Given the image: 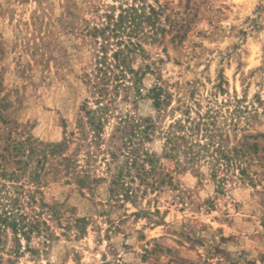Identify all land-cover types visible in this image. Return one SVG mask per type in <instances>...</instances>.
<instances>
[{
	"label": "rangeland",
	"instance_id": "374dc122",
	"mask_svg": "<svg viewBox=\"0 0 264 264\" xmlns=\"http://www.w3.org/2000/svg\"><path fill=\"white\" fill-rule=\"evenodd\" d=\"M129 7L150 19L109 36V61L116 41L140 49L128 57L132 73L100 98L88 83L101 42L94 44L91 30ZM96 108L99 149L89 145L86 115ZM126 116L153 119L143 149L156 156L154 179L167 177L154 189L135 181V197L124 200L111 185L124 159L111 162L103 151ZM199 118L227 150L256 145L241 174L210 159L165 158L168 125L192 127ZM31 141L64 149L43 161L42 172L40 155L27 157ZM62 157L75 169L55 175ZM4 192L3 205L16 200L35 229L27 239L7 230L0 264H264V0H0Z\"/></svg>",
	"mask_w": 264,
	"mask_h": 264
},
{
	"label": "trees",
	"instance_id": "16d2710c",
	"mask_svg": "<svg viewBox=\"0 0 264 264\" xmlns=\"http://www.w3.org/2000/svg\"><path fill=\"white\" fill-rule=\"evenodd\" d=\"M151 12H153V10H151ZM106 18L109 22H107L104 27L92 28L90 34L91 38L94 40V44H98V42L101 41L99 45L100 52H98L101 53V55L98 56L97 53V59L94 65V77L92 78L88 75V83L91 89L100 98L104 95L103 92L108 89V86L112 85V82H116L123 78L126 72L132 73L131 68L128 66V57L133 50L136 48L140 49L139 44L133 43L130 40L126 42H121V40L116 41L115 44L118 48L112 52L109 61L105 52V48L110 45L108 40L110 39L109 36L111 35L112 38H115L121 30L125 31L130 27L137 29L141 23L148 22L150 19L149 16H146L134 7L123 10L118 14L116 19L113 16H107ZM123 25H128V27H123ZM119 85L120 83L118 84L116 82L113 88ZM152 92L154 93L152 99L154 108L158 109L161 105L159 100L160 96L157 89H153ZM96 109L95 111L90 110L86 112V115L87 125L92 135L89 145L92 144L95 149H99L101 146L99 144H102L101 133L103 131V126L101 120L96 119L94 114L100 112L102 109ZM184 124L176 120L169 124L168 129L164 132L165 149L167 150L164 155L168 160H173L174 156H182L183 163L187 165L202 158L210 159L220 166L221 171L225 173L235 168L239 170L241 174L242 163L249 160L251 156L249 152L251 149L254 151H252L253 154L256 151V145H248L246 142H243L239 146H234L229 150L225 149L221 144V140H219V142H214L215 137H213L212 131L208 129V125L201 120V118H199V121L193 124L192 127H186V125H190L188 121H185ZM154 127L155 123L152 118L143 120H136L128 116L119 118L114 132L110 135L108 140V150L103 151V153L107 152L111 162L118 161L117 159L119 157H123L124 159L117 168V174L111 181V185L114 187L112 192L122 191L124 200L135 197V191L131 187L135 181L139 182L138 186H150L151 189L156 188L159 184L165 183L164 177H167L166 174H164L162 178L154 179L155 175L160 174L157 172L159 168H155L154 166L156 156L148 152V150L143 149L144 143L150 141V134ZM197 135H200V141L191 138L194 136L198 138ZM19 144L20 143H16L15 145L18 146ZM28 144L27 157L40 155V159H37L35 163L42 172L44 171L43 161L48 157L61 154L64 149V145L58 143L40 145L41 142L37 143L31 141ZM38 147H41V149H38ZM210 148H212V150H210ZM18 155L23 156V153L19 154L17 152V156L15 157H19ZM55 163L56 165L51 167V171H53L55 175L59 172H62L63 175L68 174L70 170L69 167L71 166V169H75L76 166V163L64 157L57 162L55 161ZM24 164L28 163L25 162ZM145 165L147 167L146 169L144 168ZM17 171L21 170L17 169ZM11 175L15 176L13 173ZM150 176L154 179L151 184L147 181ZM15 177L17 178V176ZM29 177L32 183L37 184L40 175L34 170ZM124 178L128 179V182H125ZM166 181H168V179ZM221 181H223V178H221ZM78 184L82 186L83 180H79ZM5 194L7 193L4 192V195L0 193V243L2 242L3 235L7 233V230H10L14 237L19 234L27 239L28 234L35 229V226L28 224L26 222V215L19 213V207L15 205L17 202L16 200H13L12 204L9 203L7 207L3 205V201L7 202L9 200ZM8 207H10V210H8ZM15 207L17 208L13 212L12 209ZM16 241L19 240L16 239Z\"/></svg>",
	"mask_w": 264,
	"mask_h": 264
}]
</instances>
